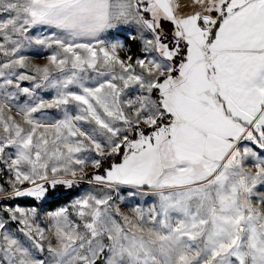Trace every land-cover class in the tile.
<instances>
[{"label": "snow or ice", "instance_id": "6c2138e0", "mask_svg": "<svg viewBox=\"0 0 264 264\" xmlns=\"http://www.w3.org/2000/svg\"><path fill=\"white\" fill-rule=\"evenodd\" d=\"M0 264H264V0H0Z\"/></svg>", "mask_w": 264, "mask_h": 264}, {"label": "rangeland", "instance_id": "374dc122", "mask_svg": "<svg viewBox=\"0 0 264 264\" xmlns=\"http://www.w3.org/2000/svg\"><path fill=\"white\" fill-rule=\"evenodd\" d=\"M28 55H29V57H30V60L33 62V63H44V55H46L47 53H43V54H41V55H37L36 54V52H35V49H33V50H31V51H29L28 53H27ZM27 82H25V84H26ZM40 95H42L45 99H48V98H50V94L49 93H45V92H40L39 93ZM49 113H55V111L56 110H54V109H49V110H47ZM125 211L127 212V211H129V209H125Z\"/></svg>", "mask_w": 264, "mask_h": 264}, {"label": "trees", "instance_id": "16d2710c", "mask_svg": "<svg viewBox=\"0 0 264 264\" xmlns=\"http://www.w3.org/2000/svg\"><path fill=\"white\" fill-rule=\"evenodd\" d=\"M133 54L134 55L139 54V47L138 46L134 48Z\"/></svg>", "mask_w": 264, "mask_h": 264}]
</instances>
